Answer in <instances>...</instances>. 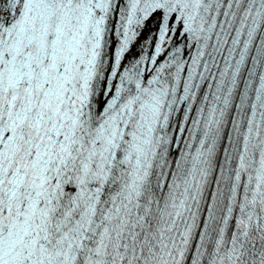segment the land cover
<instances>
[{
	"label": "snow or ice",
	"instance_id": "1",
	"mask_svg": "<svg viewBox=\"0 0 264 264\" xmlns=\"http://www.w3.org/2000/svg\"><path fill=\"white\" fill-rule=\"evenodd\" d=\"M0 264H264V0H0Z\"/></svg>",
	"mask_w": 264,
	"mask_h": 264
}]
</instances>
